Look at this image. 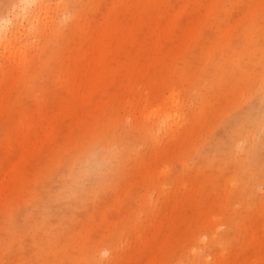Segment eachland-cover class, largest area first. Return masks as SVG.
<instances>
[{"label": "rangeland", "instance_id": "obj_1", "mask_svg": "<svg viewBox=\"0 0 264 264\" xmlns=\"http://www.w3.org/2000/svg\"><path fill=\"white\" fill-rule=\"evenodd\" d=\"M0 24V264H264V170L248 192L222 152L264 112V0H0ZM89 141L105 177L60 198Z\"/></svg>", "mask_w": 264, "mask_h": 264}, {"label": "bare ground", "instance_id": "obj_2", "mask_svg": "<svg viewBox=\"0 0 264 264\" xmlns=\"http://www.w3.org/2000/svg\"><path fill=\"white\" fill-rule=\"evenodd\" d=\"M22 1L24 3V6H27L28 3L30 2H35V3H38L40 7H42V5L46 2V0H22ZM3 30H4V27H2V25L0 24V45L7 46L9 43L7 36L9 34L8 32L11 30V27L8 26L6 30L4 31ZM255 45L257 46V50H260L259 52L262 58L261 63L264 64V48L257 43H255ZM237 49H238L237 52H240L241 49L240 48H237ZM262 92L263 93H261V95L259 94L260 95L259 100L264 101V90ZM180 93L181 91L178 90L176 96L179 97ZM160 108L157 111H160ZM175 114L176 113H174L173 115ZM161 124L163 126L164 122ZM260 128H264V112L260 114H255L253 116H251L250 113L243 114L242 117L238 119L237 127L235 129L233 128V131L230 133L228 142L225 141L223 143L225 145L228 143V146L224 147V150H222L223 157H224L223 161H225L227 156L230 154H233L234 156L235 155L238 156V160L235 159L233 156L232 158L228 159L227 163L232 165V169L234 171V174H236V177L238 178L240 182V186L246 188L248 192H252V193H255L259 190L261 185H260V182H258V180L262 179V177L258 178L256 176L255 169L264 170L261 166L262 165V163L260 162L261 160L256 159L253 161L251 157V154L254 151L253 146L255 142V140L251 138V133L256 132L257 129L262 130ZM244 137H249L248 139L250 143L248 145V148L245 151L240 152L238 141L240 140V138H244ZM99 146L100 145L97 141H89L81 145V147L78 149L76 154L72 156L70 161L69 159H67L68 165L70 167L66 170L68 174L64 176L63 182L60 184L61 187L59 188L57 192H55L57 196H59L60 198L69 199V198H72L73 196L84 194V192L87 190V187L84 186L83 180L88 175H91L93 177V180L91 181L92 184L89 182L91 185L88 188H91L92 186L97 187L98 185L101 184L100 180L105 177L104 170L100 169L98 167V164L94 160V157L96 158L100 156V153L98 152V149L100 148ZM116 159L118 163H120V161L123 160V158L120 159L119 150L115 153V160ZM104 160L109 161V158H106L105 156ZM257 162H260L261 164H258ZM14 204L15 203L12 202L11 207L14 206ZM0 205H1V200H0ZM10 208L6 206L5 210L12 211V209ZM1 231H5V228L4 226L2 227V225L0 226V232ZM255 231H256V227H253V233L250 236V239L254 240L252 244L254 246L256 244L259 245L261 243L259 239L255 236ZM11 236H12L10 237L11 239L16 238L15 235H11ZM173 240H174L173 235L171 236L167 235L162 241V244H160L157 247L158 248L157 253H155L156 252L155 250L151 251L152 256L149 258V261L150 262L164 261V260L162 261L160 260L162 255L165 254L164 247L169 246ZM145 245H148V243ZM39 246H40V249H42V255L45 256V255L50 254L54 256L51 249L47 248V245L45 247H43L42 245H39ZM65 248H66L65 245L61 247L63 251H65ZM62 255L63 254H61L59 250L56 252V258H60Z\"/></svg>", "mask_w": 264, "mask_h": 264}, {"label": "clouds", "instance_id": "obj_3", "mask_svg": "<svg viewBox=\"0 0 264 264\" xmlns=\"http://www.w3.org/2000/svg\"><path fill=\"white\" fill-rule=\"evenodd\" d=\"M102 255H105L106 256L107 254L106 253H103Z\"/></svg>", "mask_w": 264, "mask_h": 264}]
</instances>
